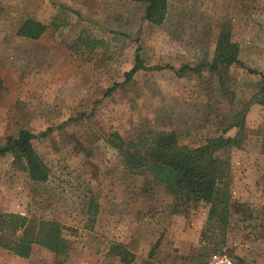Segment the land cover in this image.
<instances>
[{
  "label": "rangeland",
  "instance_id": "obj_1",
  "mask_svg": "<svg viewBox=\"0 0 264 264\" xmlns=\"http://www.w3.org/2000/svg\"><path fill=\"white\" fill-rule=\"evenodd\" d=\"M167 2L153 25L145 4L130 0H0V146L20 129H48L31 142L46 181L0 156V264H207L213 253L264 264V106L253 101L264 76V0ZM26 19L45 25L38 38L17 34ZM220 30L238 62L214 74L207 63ZM136 55L146 68L125 81ZM182 65L194 70L177 75ZM241 122V146L221 156L224 235L208 225L204 203L173 213L171 190L147 170H127L106 141L173 131L197 146L233 136ZM40 220L59 224L65 253L33 243L19 257L3 247L33 241Z\"/></svg>",
  "mask_w": 264,
  "mask_h": 264
},
{
  "label": "trees",
  "instance_id": "obj_2",
  "mask_svg": "<svg viewBox=\"0 0 264 264\" xmlns=\"http://www.w3.org/2000/svg\"><path fill=\"white\" fill-rule=\"evenodd\" d=\"M145 4L142 19L150 24L159 25L163 22L167 11V0H130ZM45 30V25L26 19L18 28L17 34L28 38H38ZM229 33L220 30L216 39L213 58L207 63L209 72L218 74L231 63H237V45L231 42ZM146 68L141 58L136 55L132 68L125 73V81L139 69ZM194 70L182 65L174 72L182 75ZM249 72H254L248 69ZM123 81V82H125ZM117 84L108 88L110 94ZM253 101L264 106V76L261 75L259 90ZM240 129L233 136H217L197 146L179 144L173 131H159L151 137L124 140L117 132L110 133L106 141L121 155L129 171L147 170L153 174L158 184L171 190L174 195L173 213H181L192 203L208 205V225H215V230L224 235L228 224L229 193L226 186L218 183L222 169V153L231 148H239L242 144L241 129L243 123L234 124ZM48 131L34 132L20 129L16 137L7 138L0 146V156L11 154L14 162H21L30 180L44 182L47 179V168L32 147V139L43 137ZM38 230L33 241L20 238L3 247L19 257H28L31 245L36 243L55 254H63L66 245L61 238L59 224L51 220L38 221ZM223 238V237H222ZM110 252L117 255L121 262L130 263L133 254L119 244H113ZM236 263V262H235Z\"/></svg>",
  "mask_w": 264,
  "mask_h": 264
},
{
  "label": "built area",
  "instance_id": "obj_3",
  "mask_svg": "<svg viewBox=\"0 0 264 264\" xmlns=\"http://www.w3.org/2000/svg\"><path fill=\"white\" fill-rule=\"evenodd\" d=\"M207 264H236L235 261L225 253H213Z\"/></svg>",
  "mask_w": 264,
  "mask_h": 264
},
{
  "label": "crops",
  "instance_id": "obj_4",
  "mask_svg": "<svg viewBox=\"0 0 264 264\" xmlns=\"http://www.w3.org/2000/svg\"><path fill=\"white\" fill-rule=\"evenodd\" d=\"M168 3V2H167Z\"/></svg>",
  "mask_w": 264,
  "mask_h": 264
}]
</instances>
